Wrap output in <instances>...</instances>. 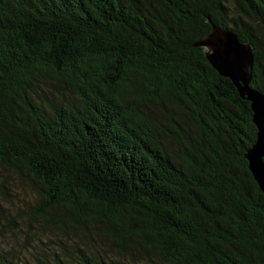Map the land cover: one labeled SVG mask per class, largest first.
I'll list each match as a JSON object with an SVG mask.
<instances>
[{"label":"trees","instance_id":"1","mask_svg":"<svg viewBox=\"0 0 264 264\" xmlns=\"http://www.w3.org/2000/svg\"><path fill=\"white\" fill-rule=\"evenodd\" d=\"M211 23L252 44L264 92V0H0V168L39 216L66 208L159 264H264L257 130L195 45ZM8 195L0 179V209ZM60 262L128 264H28Z\"/></svg>","mask_w":264,"mask_h":264},{"label":"rangeland","instance_id":"2","mask_svg":"<svg viewBox=\"0 0 264 264\" xmlns=\"http://www.w3.org/2000/svg\"><path fill=\"white\" fill-rule=\"evenodd\" d=\"M45 88L53 89L49 84ZM0 179L5 181L9 192L0 209V257L19 264L38 260L55 263L57 259L80 261L84 255H101L128 264H154L152 260L159 264L161 261L156 256L141 254L133 246L126 249L124 256L120 255L105 236L102 223L73 224L65 220L69 214L66 208L55 210L52 220H45L39 216L40 199L27 178H18L0 168Z\"/></svg>","mask_w":264,"mask_h":264},{"label":"water","instance_id":"3","mask_svg":"<svg viewBox=\"0 0 264 264\" xmlns=\"http://www.w3.org/2000/svg\"><path fill=\"white\" fill-rule=\"evenodd\" d=\"M212 29L196 46L205 48V55L212 66L229 78L241 98L251 103L253 123L256 127L255 142L247 149L248 168L264 193V92L251 86L254 66V48L231 31L211 23Z\"/></svg>","mask_w":264,"mask_h":264}]
</instances>
